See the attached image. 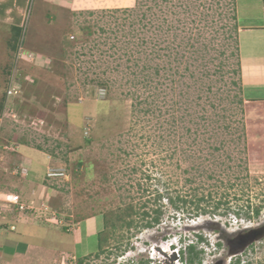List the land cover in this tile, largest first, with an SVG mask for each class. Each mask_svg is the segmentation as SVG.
Wrapping results in <instances>:
<instances>
[{
    "label": "rangeland",
    "instance_id": "374dc122",
    "mask_svg": "<svg viewBox=\"0 0 264 264\" xmlns=\"http://www.w3.org/2000/svg\"><path fill=\"white\" fill-rule=\"evenodd\" d=\"M77 7L56 17L40 8L16 35L0 26V218L53 225L68 232L64 245L83 222L92 253L84 264H186L180 250L190 243L202 259L196 264L238 257L264 264V208L252 221L232 213L189 219L168 199L204 198L200 205L210 209L220 200L264 206V88L237 66L233 19L259 29L264 0H80ZM251 40L264 54L263 38H245L244 49ZM237 78L242 93L231 83ZM24 147L34 150L46 188L37 201L24 200L30 190L20 197L28 207L20 212L5 195L18 196L11 186ZM52 172L61 175L50 180ZM154 210L159 224L143 227ZM104 219L108 242L96 257ZM80 258L64 255L58 264Z\"/></svg>",
    "mask_w": 264,
    "mask_h": 264
},
{
    "label": "crops",
    "instance_id": "0c3cea01",
    "mask_svg": "<svg viewBox=\"0 0 264 264\" xmlns=\"http://www.w3.org/2000/svg\"><path fill=\"white\" fill-rule=\"evenodd\" d=\"M79 1L80 0H0V26L4 25L8 29L12 28V30L15 31V35L20 34L19 31L24 27L27 20L32 18L34 20L36 19L38 16V9L44 8L47 10L44 14L45 17L48 16L47 14L51 15V13H53L52 16L56 17L60 15L61 12L68 9H80L77 7ZM132 1L133 0H131V3ZM257 28L258 27L240 28L239 44L243 79L258 89L264 88V54L261 47L260 51L262 55L256 54V44H254V41L251 40L250 51L244 49L243 42L245 38L251 37L254 39L263 38L264 42V30ZM10 35H14V32ZM14 39L17 41V44L18 40H21L19 35ZM19 45H21V43H19L18 46ZM252 56L254 58H252ZM256 58H259V60H256ZM33 152L34 150L26 149V147L22 149L23 161L17 165L19 174L16 176L17 180L11 186L19 197H24V195L28 197L27 191L30 190L32 196H29L27 200L24 198L27 203L31 198L37 201L40 197L41 187L43 189L46 188L43 183L45 174L43 173L42 175V171L39 170V166L35 162V155L32 154ZM44 193L46 197V192ZM42 196L44 197V195ZM19 218L20 217L17 216L16 219L12 218L11 221L0 218V264H58L64 255L68 256L75 254V257L80 258L92 254L90 253L91 250L88 252L85 251L87 246L84 247V242L87 238L82 233L83 222L77 224L78 228L72 232V234L69 233L68 237L71 239L64 245L62 242H64L68 232L62 234L59 232L58 228L53 225H44L41 227L36 224L37 222H29L25 220L26 218ZM28 227H32V229L29 230ZM39 229H44V237L42 236V238L34 236ZM46 234H48V236Z\"/></svg>",
    "mask_w": 264,
    "mask_h": 264
},
{
    "label": "trees",
    "instance_id": "16d2710c",
    "mask_svg": "<svg viewBox=\"0 0 264 264\" xmlns=\"http://www.w3.org/2000/svg\"><path fill=\"white\" fill-rule=\"evenodd\" d=\"M233 19L235 21L234 25H235L236 31H238L242 27H240L239 20L235 14L233 15ZM259 28L264 30V25ZM20 43L22 44V42ZM235 44L236 46L234 47L235 48L234 55L236 56V58H239L240 56L239 41L237 40ZM237 66L239 70L241 71L242 68H241L240 60L237 62ZM233 73L234 75L236 74L239 75V72L236 70L235 71L233 70ZM231 83L233 86L238 87L239 93H242V86L240 84V78L233 79ZM239 103L241 105H244L245 101L243 99H240ZM168 199H169V203L174 207V209H176L177 211H181L183 214L186 213L189 219H194L200 215H208L211 213H213V216L226 215L227 217V215H231L232 213L236 218H245V219L252 221V220H258V218L260 217L261 211L264 208V206H261V205L254 206L252 204H249L248 202L245 206L240 205V206H236L235 208H232V206H230L227 202H222L220 200L218 203H216V205L213 208L210 209L208 206L200 205V203L205 202L204 198L198 199L197 203L192 202V200H188L187 198H183L181 196L169 197ZM221 208L224 209L223 210L224 212L219 213V210ZM154 213H155V216L153 217V219L150 222H146L145 226L143 227L150 228V227H153V225L155 226L159 224L161 212L160 210H154ZM130 215L131 214H128L127 216L129 217ZM142 215L144 219L145 217L150 216L148 212H143ZM133 223H134L133 220L124 221L125 226L128 228H131L133 226ZM107 226H108V222L106 219H104V229L98 234V252L95 254L96 257H99L102 253H105V247L108 242V233L106 231ZM196 240L197 242L204 243V240L201 235H196ZM218 245L220 246V244ZM180 252L182 255H184V252L187 253L186 264H196V263H201L202 261V259L199 257V253L196 252V246L194 243L188 244L187 246H185L184 250L182 251L180 250ZM88 257L89 256L80 258L77 261V264H84L85 259H87ZM233 264H241V259L239 257L236 258Z\"/></svg>",
    "mask_w": 264,
    "mask_h": 264
},
{
    "label": "built area",
    "instance_id": "2783aa9c",
    "mask_svg": "<svg viewBox=\"0 0 264 264\" xmlns=\"http://www.w3.org/2000/svg\"><path fill=\"white\" fill-rule=\"evenodd\" d=\"M9 93H11V91ZM60 175L61 174H58L56 172H52V173L47 174V178L50 180H53V179H56L55 177H58ZM5 196H6L7 201L10 202L11 206H13V208L15 210H19L20 212L21 211L24 212L28 208L27 206L24 205V203L21 201L19 196L13 195V194H7Z\"/></svg>",
    "mask_w": 264,
    "mask_h": 264
},
{
    "label": "water",
    "instance_id": "95a60500",
    "mask_svg": "<svg viewBox=\"0 0 264 264\" xmlns=\"http://www.w3.org/2000/svg\"><path fill=\"white\" fill-rule=\"evenodd\" d=\"M247 243H248V241H247V242H245V243H243V245H242L241 249H242V248H244V247L247 245Z\"/></svg>",
    "mask_w": 264,
    "mask_h": 264
},
{
    "label": "clouds",
    "instance_id": "9594fccd",
    "mask_svg": "<svg viewBox=\"0 0 264 264\" xmlns=\"http://www.w3.org/2000/svg\"><path fill=\"white\" fill-rule=\"evenodd\" d=\"M171 246L173 247L174 245L173 244H171ZM170 247V246H169ZM170 249H171V247H170Z\"/></svg>",
    "mask_w": 264,
    "mask_h": 264
},
{
    "label": "bare ground",
    "instance_id": "6f19581e",
    "mask_svg": "<svg viewBox=\"0 0 264 264\" xmlns=\"http://www.w3.org/2000/svg\"><path fill=\"white\" fill-rule=\"evenodd\" d=\"M169 257V256H168ZM167 264H171V262L169 263V262H167Z\"/></svg>",
    "mask_w": 264,
    "mask_h": 264
}]
</instances>
